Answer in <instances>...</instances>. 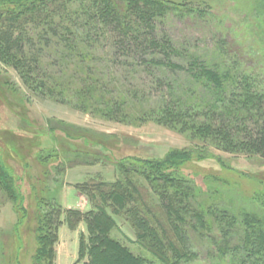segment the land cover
Listing matches in <instances>:
<instances>
[{"label": "trees", "instance_id": "16d2710c", "mask_svg": "<svg viewBox=\"0 0 264 264\" xmlns=\"http://www.w3.org/2000/svg\"><path fill=\"white\" fill-rule=\"evenodd\" d=\"M123 1L128 4L125 12L115 0H0V58L34 92L60 99L64 74L72 60H78L85 70L78 84L80 97L104 100L105 86L85 66L86 61L96 60V46L110 41L117 61L124 58L125 66L156 70L160 86L164 84L161 74L186 76L182 91L166 94L156 117L159 123L211 137L227 152L247 151L264 158V93L257 88L258 80L229 68L218 51L198 54L178 47L160 30V19L171 11L166 0ZM44 49L56 53L52 65L41 62ZM108 104L120 112L117 105L112 109L115 101ZM90 156L79 151L67 167L93 165L99 159L96 156L92 163ZM134 158L135 162L117 160L119 177L113 182L99 179L78 185L91 209L85 213L66 210L65 222L72 228L82 221L87 225V234L81 235L80 260L86 264H153L112 237L119 229L116 217H121L134 229L135 242L162 264L193 260L197 256L192 244L195 236L211 239L216 253L228 258L225 264H264V216L245 215L240 220L229 209L199 201L194 183L176 173L188 161L186 151L171 152L165 161ZM15 178L0 154V188L18 200ZM62 214L61 207L45 212L43 222L55 227L54 236L42 231L47 226L40 228L43 233L37 236L34 264H55ZM71 214L77 216L74 221Z\"/></svg>", "mask_w": 264, "mask_h": 264}, {"label": "rangeland", "instance_id": "374dc122", "mask_svg": "<svg viewBox=\"0 0 264 264\" xmlns=\"http://www.w3.org/2000/svg\"><path fill=\"white\" fill-rule=\"evenodd\" d=\"M166 2L171 11L160 19V30L178 47L198 54L218 51L229 68L258 80L257 88L264 93V0ZM115 4L121 12L128 7L123 0H115ZM110 45V41L97 45L96 60L86 61L85 66L105 86L104 100L80 97L79 85L85 70L78 60H72L64 74V96L60 99L34 92L18 71L0 58V154L16 176L19 193L18 200L11 199L0 188V264H34L38 234L47 231L54 236L55 227L43 222L45 212H57L61 207L62 224H67L62 194L75 187L66 184V173L72 169L67 162L83 150L91 155L90 162L99 158L93 165L75 166L92 168L85 180L88 183L99 179L115 181L119 177L117 160L130 158L135 162L134 156H138L153 162L165 161L171 152L186 151L188 161L176 173L194 183L199 201L229 209L240 220L245 215L264 216V158L247 151L227 152L211 137L194 136L181 127L159 123L156 117L166 94L182 91L186 76L161 74L164 84L160 86L156 70L125 66V59L117 61ZM44 50L41 62L53 63L56 53ZM172 86L176 91L171 90ZM111 100L115 101L112 109L117 105L120 112L111 110ZM69 217L74 221L77 216ZM116 219L119 229L112 232L113 238L136 255L162 264L135 242L130 223L121 217ZM42 226H47L43 232ZM84 226L86 231H81L80 241L81 235L87 234L85 222ZM57 235L55 248L60 240L59 228ZM67 235L63 234V240ZM192 244L197 256L185 264L229 261L216 253L209 238L195 236ZM78 248L74 249L76 255ZM86 262L79 259L77 264Z\"/></svg>", "mask_w": 264, "mask_h": 264}, {"label": "crops", "instance_id": "0c3cea01", "mask_svg": "<svg viewBox=\"0 0 264 264\" xmlns=\"http://www.w3.org/2000/svg\"><path fill=\"white\" fill-rule=\"evenodd\" d=\"M91 170L92 168L88 166H78L67 171L66 184H74L75 187L71 188L73 191L64 190L62 194L61 205L65 210L76 209L88 212L91 209L90 202L85 199L78 189V185L85 182ZM77 176L80 179L79 181H77ZM83 226L84 222L77 228H72L68 224H62L59 227L60 240L56 246L55 264H77L80 257V233L86 231L85 226ZM64 233L68 234L67 240H63ZM76 246L79 247L77 255L76 250H74Z\"/></svg>", "mask_w": 264, "mask_h": 264}]
</instances>
